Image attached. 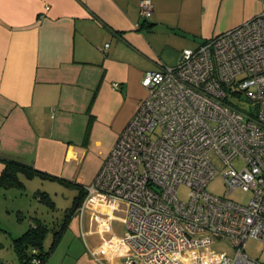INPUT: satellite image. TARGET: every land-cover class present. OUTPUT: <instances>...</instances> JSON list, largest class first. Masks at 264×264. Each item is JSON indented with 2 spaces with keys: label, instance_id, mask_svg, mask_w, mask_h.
Returning <instances> with one entry per match:
<instances>
[{
  "label": "crops",
  "instance_id": "0c3cea01",
  "mask_svg": "<svg viewBox=\"0 0 264 264\" xmlns=\"http://www.w3.org/2000/svg\"><path fill=\"white\" fill-rule=\"evenodd\" d=\"M140 2L0 0L1 157L86 187L146 98L145 75L264 9V0H152L145 19ZM22 178L28 187L40 177ZM40 179L46 192V181L61 183ZM100 201L69 217L91 250L75 264H125L126 206Z\"/></svg>",
  "mask_w": 264,
  "mask_h": 264
},
{
  "label": "built area",
  "instance_id": "2783aa9c",
  "mask_svg": "<svg viewBox=\"0 0 264 264\" xmlns=\"http://www.w3.org/2000/svg\"><path fill=\"white\" fill-rule=\"evenodd\" d=\"M140 11L151 17L152 0ZM142 83L148 94L86 186L85 205L126 206L125 264H264L246 250L252 238L264 243V9ZM219 172L251 200L210 192ZM220 239L232 249L202 251Z\"/></svg>",
  "mask_w": 264,
  "mask_h": 264
},
{
  "label": "rangeland",
  "instance_id": "374dc122",
  "mask_svg": "<svg viewBox=\"0 0 264 264\" xmlns=\"http://www.w3.org/2000/svg\"><path fill=\"white\" fill-rule=\"evenodd\" d=\"M237 165L240 166V163ZM39 186L43 188L42 180L37 178L23 190L18 188L0 190V264H21L12 245V237L22 235L35 218L46 222L50 228L45 240L46 246L49 247L53 240V230L59 229L67 208L72 206L74 197L78 193L76 189L64 186L59 182L46 181L44 186L48 188L55 203L53 208L35 194ZM208 190L244 204H247L252 198V192L242 188L230 191L220 172L210 182ZM178 194L182 200H189V188L186 185L179 186ZM83 230L77 232L73 227L67 228L49 259L51 264H75L82 256L90 254L87 236L84 235ZM223 247L228 250L232 249L229 239H220L202 251L219 250ZM246 250L250 256L264 262V243L260 239H250Z\"/></svg>",
  "mask_w": 264,
  "mask_h": 264
},
{
  "label": "trees",
  "instance_id": "16d2710c",
  "mask_svg": "<svg viewBox=\"0 0 264 264\" xmlns=\"http://www.w3.org/2000/svg\"><path fill=\"white\" fill-rule=\"evenodd\" d=\"M0 161H2L5 165L0 175V190L10 188H18L21 190L25 189L26 185L22 177L26 179L40 177L42 179L58 180L64 185L74 187L78 190V193L74 197L72 206L66 210V214L59 229L53 230V240L49 247L46 246L45 240L50 232V228L39 219L32 221L29 228L22 235L12 237V245L15 252L19 256L21 264H34V258L41 260L42 264H49L48 259L56 249L59 241L64 235V232L68 228L69 217L73 216L75 212L83 206L87 198V187L49 175L20 160L3 158L0 156ZM35 194L41 197V199L45 203L49 204V206L53 208L55 207V203L48 192L39 189Z\"/></svg>",
  "mask_w": 264,
  "mask_h": 264
}]
</instances>
